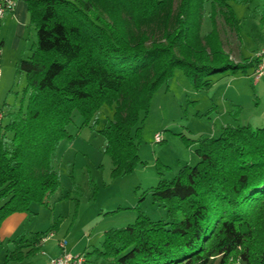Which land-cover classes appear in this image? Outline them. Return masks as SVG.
Wrapping results in <instances>:
<instances>
[{"label": "trees", "instance_id": "16d2710c", "mask_svg": "<svg viewBox=\"0 0 264 264\" xmlns=\"http://www.w3.org/2000/svg\"><path fill=\"white\" fill-rule=\"evenodd\" d=\"M24 1L36 42L16 63L26 80L18 105L0 107V226L32 203L48 205L60 185L56 149L72 137L74 111L80 128L103 136L111 175L126 174L139 162L141 114L176 68L201 89L215 73L255 72L260 62L233 60L222 35L230 30L239 41L231 4L257 0ZM206 13L211 28L202 34ZM103 105L112 113L97 129ZM192 141L195 163L140 197L148 192L164 217L151 219L135 207L132 222L104 230L94 251L108 264H264V124H225ZM58 224L14 238L0 264H21Z\"/></svg>", "mask_w": 264, "mask_h": 264}, {"label": "rangeland", "instance_id": "374dc122", "mask_svg": "<svg viewBox=\"0 0 264 264\" xmlns=\"http://www.w3.org/2000/svg\"><path fill=\"white\" fill-rule=\"evenodd\" d=\"M205 5L207 10L209 2ZM231 5L235 17L240 19V39L238 41L234 32L225 29L222 34L225 50L236 61L239 59L238 45H243V54L253 57V52L261 44L258 12L252 7L247 16L245 5ZM29 26L32 29H27L23 39L18 38V42H22L19 49L6 42L1 56L0 45V107L4 101L11 106L19 103L26 80L24 74L16 71V63L31 53L36 42L35 29ZM210 28L206 13L201 33ZM253 72L251 69L246 74L218 72L210 76L209 86L195 89L183 71L176 68L167 83L154 91L147 114H141L137 148L139 162L131 172L118 176L111 175L112 164L103 151V136L89 127L80 128L82 117L74 111L72 122L67 126L72 137L61 140L55 154L54 164L60 185L50 196L47 206L32 203L24 212L28 214V220L21 231L44 230L57 220L59 224L44 240L42 250L50 251L40 250L24 264H47L51 257L59 255L60 239L66 241L72 253H84L85 264H108L94 251L100 247L104 230L130 223L117 224L136 214L135 207L151 219L164 217L163 208L151 201L148 192L143 199L140 197L159 179H170L182 165L195 163L197 158L192 140L217 134L225 124H264V69L257 79ZM237 109L238 113H235ZM111 113V107L103 105L100 108L97 129L107 123ZM156 134L160 135L159 140L155 139ZM182 137L189 139L191 144L186 145ZM10 237L4 234L1 238L0 262L6 248L11 247ZM54 248L58 253H52Z\"/></svg>", "mask_w": 264, "mask_h": 264}, {"label": "crops", "instance_id": "0c3cea01", "mask_svg": "<svg viewBox=\"0 0 264 264\" xmlns=\"http://www.w3.org/2000/svg\"><path fill=\"white\" fill-rule=\"evenodd\" d=\"M256 5H257V7H256ZM246 7L248 9L247 16L250 15V11L249 10H251V8L253 7L255 9V11L258 12L257 16L259 17V13L261 11V1L260 0L254 1L253 3H251L250 5H248ZM251 12H252V10H251ZM29 27L30 26L28 24V14H27L26 2L24 0H18L14 11L12 13L6 14L0 20V45L2 46L1 56L3 54V51H4L3 49L5 47L4 45H5L6 42L9 43L8 46L10 44L11 45L13 44L15 49H19L20 46H22V42H18V38H22L23 39V36H25V32H27V29L28 30L32 29V28H29ZM29 34H30V32H29ZM258 36L260 38L259 40L261 41V44L258 45L257 49H255V51L253 52V57L255 56V54L258 51H260L262 48H264V32L261 29V27L258 30ZM242 46L243 45H238L237 55L239 56V58L240 57L249 56V55H244L243 54L242 49H241ZM7 105L9 106L10 104L7 103L5 106H7ZM213 135H216V134H213ZM134 217H135V214H132L129 217V219H125V220L121 219L117 224L120 225V224H125L127 222H131L133 220L132 218H134ZM26 220H28V214H25L24 212H17V213H13V214L7 216L3 220V222L1 223V226H0V239L2 238V236L4 234H6V236H8V235L11 236L9 238V240H11L9 245L11 246L12 245V240L14 238H18L20 235L28 233V232H34V231H28V230L27 231H21V230H24V222ZM2 243H3V241H2ZM43 245H44V241L41 243V247H40V249L37 252H39L40 250L43 249ZM42 251L43 252H45V251L49 252L50 250L49 249H47V250L44 249ZM37 252H35V253H37ZM52 253H54V254L58 253V249L54 248L52 250ZM34 254H32V255H34ZM32 255H29L28 257H26L22 261L21 264H24L25 261H27Z\"/></svg>", "mask_w": 264, "mask_h": 264}, {"label": "built area", "instance_id": "2783aa9c", "mask_svg": "<svg viewBox=\"0 0 264 264\" xmlns=\"http://www.w3.org/2000/svg\"><path fill=\"white\" fill-rule=\"evenodd\" d=\"M18 0H0V20L8 13H12L17 5ZM257 57H259L260 62L255 69L254 76L257 79L263 72L264 69V48L257 52ZM2 113L0 112V118ZM155 139L159 140L160 135L156 134ZM53 232L49 233L47 236L43 237L41 242L46 240ZM58 247L60 248L59 255L51 257L47 264H85L86 258L84 253H72L66 246V241L64 239L58 240Z\"/></svg>", "mask_w": 264, "mask_h": 264}]
</instances>
